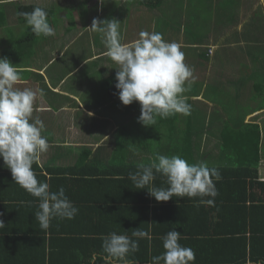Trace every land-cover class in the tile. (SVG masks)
I'll use <instances>...</instances> for the list:
<instances>
[{
    "label": "crops",
    "instance_id": "obj_1",
    "mask_svg": "<svg viewBox=\"0 0 264 264\" xmlns=\"http://www.w3.org/2000/svg\"><path fill=\"white\" fill-rule=\"evenodd\" d=\"M22 1L52 10L38 0H0V58L22 70L25 83L17 87L44 89L33 120L44 122L42 135L50 147L32 167L50 191L63 187L78 213L71 220L52 219L51 237L27 238L41 228L35 218L38 199L13 181L0 158V221L5 225L0 228V264H92L93 253L102 251V236L113 231L131 236L137 228L149 231L152 238L139 239V251L129 258L150 264L145 255L165 251L159 242L168 231L176 229L185 239L191 225L202 223L188 216L184 204L177 214L174 209L168 213L171 204L152 201L147 189L135 188L128 178L140 163L154 162L157 152L180 155L189 164L203 162L219 173L229 170L227 179L221 177L215 184L216 197L220 203H232L234 219L237 204H264V184L255 182H264V2L236 0L227 10L217 4L220 0L206 6L178 0L180 7L193 8L174 16L173 0L156 6L147 5L148 0H61L67 12L61 8L48 13L55 35L37 37L24 19L10 15L9 4ZM93 18L121 22L124 44L138 39L141 31L160 32L164 40L179 43L185 63L194 70V82L186 83L184 93L191 114L157 117L155 125L146 126L138 121L139 102L127 105L126 113L118 112L119 66L107 55L102 35L89 29ZM7 33L8 52L3 40ZM110 106L115 110L107 112ZM240 178L246 184L244 201L236 184L229 185ZM153 186L167 188L166 177L157 173ZM212 228L229 235L222 225ZM217 231L198 237H222ZM43 232L48 235L47 229ZM220 251L214 257L228 263L227 257L219 258ZM95 264H103L99 256Z\"/></svg>",
    "mask_w": 264,
    "mask_h": 264
},
{
    "label": "clouds",
    "instance_id": "obj_2",
    "mask_svg": "<svg viewBox=\"0 0 264 264\" xmlns=\"http://www.w3.org/2000/svg\"><path fill=\"white\" fill-rule=\"evenodd\" d=\"M99 2L103 4L105 0ZM17 15L24 18L35 36L55 35L45 8L37 6L31 12L18 11ZM89 29L102 35L107 55L119 66L115 88L119 90L118 99L122 105L139 102V122L153 126L157 117L167 119L176 114H191L189 98L184 93L188 91L186 83L190 86L194 82V70L185 63V53L179 43L164 40L160 32L141 31L138 39L124 44L121 42V22L115 18H93ZM19 83H25L22 70L6 57L0 58V158L11 171L13 181L38 199L35 218L42 229H48L54 218L73 219L78 208L63 187L50 191V185L38 180L33 170V164H38L41 155L50 147L47 137L42 135L44 122L38 117L33 120L36 102L38 98H44L45 91L42 88H19L16 86ZM137 169L130 172L128 178L135 188L147 189L158 202L174 196L200 197L197 206H212L218 195L215 181L221 178L220 173L203 162L189 164L180 155L167 156L157 152L154 162L140 163ZM157 173L166 177L167 188L153 186ZM4 227L0 221V228ZM142 238L151 240L152 237L149 231L139 228L131 236L110 232L101 237L102 251L93 253L91 262L95 264L99 256L103 264H138L129 257L139 251V239ZM161 239L165 251L152 257L151 264H194L196 253L180 243V232L170 230ZM257 264H264V261Z\"/></svg>",
    "mask_w": 264,
    "mask_h": 264
},
{
    "label": "trees",
    "instance_id": "obj_3",
    "mask_svg": "<svg viewBox=\"0 0 264 264\" xmlns=\"http://www.w3.org/2000/svg\"><path fill=\"white\" fill-rule=\"evenodd\" d=\"M159 1L161 0H148L146 4L149 6H156L160 3ZM34 7H36L34 6V4H28L24 6L18 5L16 7V13L18 11L31 12ZM45 10L48 13H53L52 10ZM50 15L51 14H48V17ZM19 18L22 20L24 19L22 17ZM109 90L110 88L108 89V91ZM238 135L244 138H249L248 136H243L242 133ZM258 140L259 133L257 131L256 135L253 138V142H255L256 144ZM228 174H230L229 170H224L223 173H220V176L222 178L227 179L226 176ZM235 174L236 176H241V174ZM255 182L261 185L264 184V182L261 181ZM216 183H219V180L215 181V184ZM231 183L236 184L239 200L244 201V197L242 196L246 189L244 179L242 180L240 178L238 180H232L230 181L229 185H231ZM209 198L211 197H205V199ZM146 200L148 201V199ZM151 200L154 201L155 198L152 197ZM197 200H200V197L188 198L174 196L168 201H163L171 204V206H168V213L171 212V209H174V213L177 214V210L181 207V205L179 204H184V210H188V216L191 215L193 221L195 219L202 221L200 225H191L192 230L190 232V235L186 236L185 239H181L182 245H187L195 251L196 260L194 264H230L231 260H233L232 262H234V264H236V262H238L237 264H247V260H250L251 264H257L258 261H264V210L262 209V207H264V204L251 203L252 205L248 206L245 205L243 201L242 205L234 203L237 204L236 206H234V210L236 212V218L234 219L232 209L229 210V207L232 203H220V200L215 197L214 205L209 206L206 204L197 206ZM173 204H176L174 205V208H172ZM257 207L261 209V212L257 213ZM224 208L226 209L225 211L223 210ZM194 209L196 210L194 211ZM196 212L197 216L195 215ZM218 225H222L223 233L229 234L227 237L222 236L219 230L217 231L216 229L212 228V226L216 228ZM179 228L181 227H178V229ZM44 230L46 231V229L37 228L35 230L36 233H31L32 235H28L27 238L34 237L36 239H45L47 237L52 236V233L49 234L52 231L51 226H49V228L47 229L48 235L44 234ZM215 231H217L222 237H216L215 239H203L198 237L208 233H214ZM185 232L186 234L188 233V231L186 230ZM161 240L162 239H160L159 242L160 248ZM217 250H221L220 252H218V255H220L219 258H221V255L223 257L225 256V258L227 257L226 260L228 263H224V261H219L221 259L214 257L217 254ZM154 253H156L155 250ZM158 255L149 254L147 256L146 254L144 258H146V260H150L149 262L151 264L152 257ZM225 258H223L222 260H224ZM161 264H163V262H161Z\"/></svg>",
    "mask_w": 264,
    "mask_h": 264
},
{
    "label": "rangeland",
    "instance_id": "obj_4",
    "mask_svg": "<svg viewBox=\"0 0 264 264\" xmlns=\"http://www.w3.org/2000/svg\"><path fill=\"white\" fill-rule=\"evenodd\" d=\"M29 1V0H28ZM38 1H40V3L39 4H43L44 6H46L47 5V7H50L53 11H56L57 13H59L60 11V9L61 8H63L64 9V13L65 12H67V8H65V7H61L60 6V3H61V0H38ZM178 0H173V3H174V16L177 14V12H178V14H179V11H184V12H186L187 13V10L188 9H192L193 8V6L192 5H189L188 6V4H186V5H183L182 7H180V5L178 4V2H177ZM187 1H192V0H187ZM227 1V2H226ZM235 1L236 0H220V1H218V5L219 6H221V7H223V8H226L227 10L228 9H232L233 7H234V4H235ZM194 2L195 3H201V5H204V6H206V5H208V3H212V0H194ZM226 2V4H223V3H225ZM261 2L263 3L264 2V0H261ZM27 2H12V3H10L9 4V8H10V15H13V16H15L16 17V7L18 6V5H28V4H26ZM188 3V2H187ZM190 3V2H189ZM180 7V8H179ZM205 8H207V9H209V7H205ZM215 9V8H214ZM216 10V9H215ZM217 11V10H216ZM13 12H14V14H13ZM188 14V13H187ZM218 15H220V14H218ZM207 17H209V16H207ZM144 21H146V22H148L149 21V18H147L146 20H144ZM187 25H191L192 27H195V28H198V25L197 24H195V23H187ZM189 29V28H188ZM199 31V30H198ZM189 33H191V32H189ZM3 40L5 41V47H6V52H8V51H10V36L8 35V33L6 34V36L5 35H3ZM223 61V60H222ZM218 102H219V98H217L216 99ZM224 100H222V101H220V102H223ZM219 106H221V104H219ZM116 108L118 109V112L119 111H125V113L128 111L127 110V108H126V106L125 105H122V103L120 102V101H118V102H116ZM115 110V107L114 106H110V109L109 110H107V112H112V111H114Z\"/></svg>",
    "mask_w": 264,
    "mask_h": 264
}]
</instances>
